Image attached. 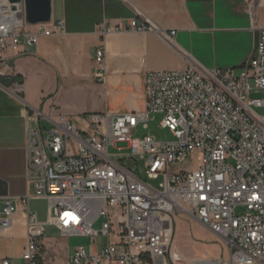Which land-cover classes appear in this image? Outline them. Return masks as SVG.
<instances>
[{"label":"built area","instance_id":"built-area-1","mask_svg":"<svg viewBox=\"0 0 264 264\" xmlns=\"http://www.w3.org/2000/svg\"><path fill=\"white\" fill-rule=\"evenodd\" d=\"M246 1L258 36L239 71L202 68L192 60L184 69L148 71L143 111L89 114L86 128L61 113L48 116L35 109L26 115L28 174L35 194L4 197L0 211L2 233L15 219V202L26 208L24 260L38 264L45 234V223L28 208L33 197L49 202V224L64 236L94 241L110 237L113 225H119L117 242L98 252L78 246L71 257L75 264H169L168 255L178 264L181 257L172 253L176 211L197 218L224 239L227 256L209 262L264 264V111L255 110L264 109V24L257 14L264 0ZM56 27L63 28L64 22L30 24L23 0H0V75L6 53H24L23 47L34 46ZM122 27V22L100 24L98 30L107 35ZM129 28L146 32L155 27L132 19ZM175 34L164 36L175 45ZM95 59L96 76L103 80L104 45ZM156 114L163 115L161 126L173 133V140L159 141L150 132L143 139L124 135V129L141 123L147 128ZM119 142L148 156L145 175L161 178L158 187L140 177L131 156L112 157L109 148ZM240 207L243 214L237 212Z\"/></svg>","mask_w":264,"mask_h":264},{"label":"crops","instance_id":"crops-1","mask_svg":"<svg viewBox=\"0 0 264 264\" xmlns=\"http://www.w3.org/2000/svg\"><path fill=\"white\" fill-rule=\"evenodd\" d=\"M246 0H52L51 23L64 22L50 36L41 35L37 44L23 47L24 53H6L0 75V211L2 198L34 195L26 153V115L35 109L48 116L64 114L86 128V116L94 113L121 114L143 111L146 107L144 77L148 71L184 69L189 60L202 68L236 67L253 52L258 33L252 28ZM258 23L264 24V8L257 10ZM136 19L151 23L152 31L129 28ZM121 30L102 35L98 26ZM176 31L175 45L165 34ZM211 38L231 47L233 55L225 62L205 61L197 45ZM107 52L106 77L96 76V50ZM30 198L28 208L45 223L38 264H75L71 257L78 246L98 252L109 242H117L112 227L110 237L94 241L79 235L64 236L49 224L42 202ZM17 212L10 227L0 233V264H31L22 254L27 244V213L16 201ZM172 253L178 264H207L227 256L224 239L197 218L176 211ZM99 227V223H97ZM169 264L170 256H167Z\"/></svg>","mask_w":264,"mask_h":264},{"label":"rangeland","instance_id":"rangeland-1","mask_svg":"<svg viewBox=\"0 0 264 264\" xmlns=\"http://www.w3.org/2000/svg\"><path fill=\"white\" fill-rule=\"evenodd\" d=\"M197 54L204 59L205 61L213 62H225L228 59H230V56L233 55L231 47L223 42V41H213L211 38L204 39L200 43V45H197ZM251 52L247 53L243 60H246L250 56ZM239 71V68H237ZM255 98H262V94H255L253 95ZM255 110L259 113H263V108H255ZM163 119L162 114H156L153 118L151 116V119L147 122L148 127L144 128V124H139L135 128H126L124 129V135L130 136L134 139H143L148 133L150 132L157 140L159 141H170L174 139L173 133L167 129L163 128L161 126V121ZM118 148H124V150L120 151ZM109 153L112 155L113 158L118 159L119 156H131L132 160L135 161L138 164V173L140 177L144 180H147L150 184H152L154 187H158L159 183L161 181V178L159 179H148L145 175V164L148 156L143 157L140 154L133 153L132 149H127V143L119 142L115 144L114 146H110ZM47 200H43L42 202V209L43 212L46 214L47 211ZM243 208H238L237 212L238 214L244 213ZM97 226V225H96Z\"/></svg>","mask_w":264,"mask_h":264},{"label":"water","instance_id":"water-1","mask_svg":"<svg viewBox=\"0 0 264 264\" xmlns=\"http://www.w3.org/2000/svg\"><path fill=\"white\" fill-rule=\"evenodd\" d=\"M11 3L21 0H9ZM26 19L30 24L47 23L52 19V0H23Z\"/></svg>","mask_w":264,"mask_h":264},{"label":"bare ground","instance_id":"bare-ground-1","mask_svg":"<svg viewBox=\"0 0 264 264\" xmlns=\"http://www.w3.org/2000/svg\"><path fill=\"white\" fill-rule=\"evenodd\" d=\"M207 264H216V263H214V262H209V263H207Z\"/></svg>","mask_w":264,"mask_h":264}]
</instances>
